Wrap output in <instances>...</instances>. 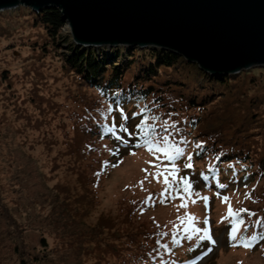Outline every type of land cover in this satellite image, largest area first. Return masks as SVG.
<instances>
[{
  "label": "rangeland",
  "instance_id": "rangeland-1",
  "mask_svg": "<svg viewBox=\"0 0 264 264\" xmlns=\"http://www.w3.org/2000/svg\"><path fill=\"white\" fill-rule=\"evenodd\" d=\"M19 6L13 8L18 9ZM5 10L7 11V9L0 10V15L1 11ZM13 15L4 13L1 16L4 18L0 26L10 25L11 29L19 24L20 34L34 33L35 29H29L25 27L26 25L21 26L23 18L28 16L26 13L19 10V13ZM62 32L70 34L68 23L62 27ZM1 38L3 36H0ZM7 40L8 43L10 40ZM9 47L10 49L5 52H2L3 48L0 49V71L2 68H9L6 71L9 82L3 80L0 74L2 264H18L11 240L14 235L10 231L13 228L16 233L20 226L26 228L22 232L24 238L36 245V248L39 247L38 235L43 232L50 247L57 250L50 254L48 264H64L66 261L87 264L85 253L80 254L78 258L77 252H72L65 261H62L65 258L64 243L63 240L58 241L57 236L63 237V232L74 228L81 227L85 230L101 214L115 215L118 202L132 197H146L151 203L142 214L140 221L149 224L150 220L155 219L162 225L164 231H184L189 238H193H187L182 250L192 246L203 234L196 232V228L209 229L210 235L216 240L213 251L207 253L208 242L199 240L198 247L195 248L196 244L192 248L194 251H190L187 256L180 255V264H264V242L245 248L231 239L232 235L237 239L242 237L251 239L248 236L254 231L257 214L264 208L262 181L258 189L251 191L254 182L248 183L247 180L245 184L243 178L234 180L236 174L229 181L230 185L220 191H214L212 188L203 189L202 183L208 182V178L205 179L207 173L204 172L205 166L201 165L204 162L193 155V147L188 148L186 155L176 161H168L161 153L160 160L156 162V157L144 146L131 149L135 155H130L129 147L116 139V136L121 134L120 125L123 124L129 131L139 133L141 129L135 126L144 120L147 113L137 114L139 113L137 108H132L131 105L122 109L118 106L113 107L109 115L110 122H107V127H112L113 131H107L108 136L105 137L98 127L102 122L98 111L101 109L99 104L95 105V112L94 110L89 112L86 109L87 103L84 105L73 101L74 97H69L71 95L67 89L71 90L72 95L85 89L75 82L71 74L63 70L59 62L53 60L37 62L40 59L29 49L30 46L19 44L18 41ZM62 50L64 51L65 48L63 47ZM90 92L89 90L86 94ZM82 102L85 103V100ZM134 112L136 116H133ZM89 116H91L88 119L90 122L86 119ZM84 127L90 131L82 132L80 128ZM67 137L94 144L95 150L90 154L92 160L98 158V154L106 158L104 161L106 169L100 176L98 185L93 188L95 193L90 192L89 183L85 180L83 182L87 184L88 195L82 197L84 188L74 179V172L80 168L83 174L87 175L84 171L85 167H82L84 159L73 164L72 154L80 146L77 143L71 147V151L67 150L69 140ZM187 153H191L193 157L191 169L183 167L187 161ZM150 162L166 163L169 167L165 171ZM113 164L115 167L112 166ZM70 166L74 169L70 170ZM93 166H96L95 162ZM173 167L176 168V172H172ZM198 170L202 173V177ZM158 172L162 175L157 176ZM165 176L169 181L167 185L164 182ZM69 181L75 186L74 190L81 198L77 202L82 210L77 211L73 216L67 209L66 220L64 215L58 213L64 212L61 207L63 201L62 195L55 187ZM56 183L59 184L54 187ZM174 186L179 188V195L169 191ZM185 186L187 191H184ZM55 194L58 195L57 198ZM204 197H208V200L205 201ZM85 202L91 204L88 206ZM57 205L60 208L56 209ZM84 205H86L85 209ZM229 208L232 210L231 214ZM83 209L84 214L80 221ZM240 209L246 211L241 212ZM70 218L72 221L69 222ZM11 220L12 227H9ZM205 220L208 224L204 223ZM233 229L236 231L233 232ZM243 232H246V236H242ZM107 242L108 239L102 240L101 243L106 245ZM91 264H94V261Z\"/></svg>",
  "mask_w": 264,
  "mask_h": 264
},
{
  "label": "trees",
  "instance_id": "trees-1",
  "mask_svg": "<svg viewBox=\"0 0 264 264\" xmlns=\"http://www.w3.org/2000/svg\"><path fill=\"white\" fill-rule=\"evenodd\" d=\"M19 10L28 15L23 18L26 22L21 21V26L35 29L34 33L20 34L19 24L11 29L10 25L0 26V36H3L0 49L3 48L2 52H5L18 41L19 44L30 46L29 49L40 59L37 62H59L63 70L85 89L73 95L67 89L71 95L69 97H74L72 100L78 103H87L86 109L89 112L99 104L102 122L98 127L102 135L108 136L105 126L110 122V105L112 109L115 106L122 109L131 105L137 108V114H146L140 109L147 104L152 109L147 114L160 117L156 123L168 119L170 123L177 122V126L183 129L181 135L188 141V145L185 146L178 136L173 142L184 147L185 152L193 147V155L204 162L201 165L205 166L208 182L202 183L203 189L220 191L222 189L219 185H230L229 181L236 174L234 180L243 178L245 184L247 180L248 183L254 182L251 191L258 189L261 181L264 183V65H255L234 73H211L168 48L130 44L110 48L82 46L75 44L69 33L62 32L67 22L60 9L53 6L42 7L40 11L23 5L18 9H7L1 11L0 22L4 13L15 15ZM7 39L10 40L8 43ZM7 70L9 68L0 71L3 80L8 78ZM89 90L91 92L86 94ZM84 100L85 103L82 102ZM170 112L172 115L169 117L167 114ZM90 117L86 118L88 122ZM151 123L152 120H144L142 125V128H147L149 138L153 132V129L148 128ZM80 129L82 132L90 131L86 127ZM67 138V150L71 151V147L77 143L80 146L72 154L73 164L84 159L82 167H85L87 175L80 168L74 172V179L84 188L82 197L87 191L86 183H89L90 192L95 193L93 188L98 185L106 169V158L98 154L99 157L94 159L93 156L92 160L90 154L95 150L94 144ZM138 139L142 144L143 137ZM217 155L220 156L218 160ZM73 169L70 166V170ZM199 174L202 177V173ZM85 180L86 183L83 182ZM70 182L54 185L62 195L61 207L64 212L58 213L64 215V219L67 217V209L73 216L82 210L77 202L81 198ZM90 202L85 203L89 206ZM1 204L0 201V214L3 213ZM118 205L115 215L101 214L85 230L79 227L63 232V237L56 235L57 240H63L64 243L65 258L62 261L72 252H77L78 258L85 253L87 264L92 261L94 264H180V255L187 256L190 251H194L192 248L196 244L195 248L198 247L200 239L182 250L189 238L184 231H164L155 219L150 220L149 224L140 221L142 214L151 206L146 197L123 199ZM58 208L59 205L56 206ZM257 215L254 231L249 238L264 237V208ZM9 227H12V220ZM24 230L26 228L20 226L16 233L13 228L10 231L14 235L11 240L18 264H48L50 254L57 250L50 247L43 232L38 235L39 247L36 248V245L24 238ZM242 236H246V232ZM107 239V244L103 245L102 240ZM262 242L264 238L252 241V245ZM64 264H78V261H66Z\"/></svg>",
  "mask_w": 264,
  "mask_h": 264
},
{
  "label": "water",
  "instance_id": "water-1",
  "mask_svg": "<svg viewBox=\"0 0 264 264\" xmlns=\"http://www.w3.org/2000/svg\"><path fill=\"white\" fill-rule=\"evenodd\" d=\"M60 9L82 46L168 48L211 73L264 65V0H0Z\"/></svg>",
  "mask_w": 264,
  "mask_h": 264
},
{
  "label": "snow or ice",
  "instance_id": "snow-or-ice-1",
  "mask_svg": "<svg viewBox=\"0 0 264 264\" xmlns=\"http://www.w3.org/2000/svg\"><path fill=\"white\" fill-rule=\"evenodd\" d=\"M155 103V102H153ZM118 104V101H117ZM108 111H112V106L110 105L108 107ZM141 112L144 113H149L152 111L151 108L146 104L144 105L143 108L140 109ZM169 117L172 115V113L167 114ZM133 116H136V113H133ZM144 120H152L153 123L148 125V128L153 129L152 136L149 138L148 130L147 128H142V125L144 124ZM144 120H141L139 124H137L135 127L137 129H141L139 133L129 131L123 124L120 125V131L121 134L116 136V139L120 141L123 145L128 146L130 149L129 154L130 155H135L134 151H131V149L137 148L144 146L148 149L149 152H151L155 157H156V162L160 160V154L163 153V156L168 160V161H176L180 159L181 157H184L186 155L185 153V148L181 147L179 144L173 142L175 137H179V140L185 145H188V141L185 139L183 135H181L183 129L177 126V122L172 121L171 123L169 122L168 119H164L162 123H156V121L160 120L159 116L155 115H145ZM108 132H112L113 128L112 127H107ZM158 129V131H157ZM138 137H143V143L141 144L140 139ZM171 138V139H170ZM196 147H200V145H196ZM118 154V153H117ZM192 154L187 153V161L183 164V167L185 169H191L193 167L192 163ZM216 159H220V156L217 155ZM156 162H150L153 163L154 166L156 167H162L165 171H167L169 165L164 163H156ZM115 167V164L112 165ZM145 171H147L145 169ZM172 172H176V168H172ZM171 173H169L170 175ZM157 176L162 175V173L158 172L156 173ZM207 179V177H205ZM164 182L167 185L169 183L168 177H164ZM219 187L223 189L225 185L220 184ZM187 186H185L184 191H187ZM169 191H174L177 195H179V188H176L175 186L170 189ZM163 195V193L161 194ZM175 198V197H172ZM205 201L208 200V197L203 198ZM227 199V197H225ZM231 208H229V213L231 214ZM241 212L246 211L245 209H240ZM205 224H208V221H204ZM196 232H202L203 234L199 236V239L201 241H207L209 246L207 247V253H211L213 251V246L216 244V240L213 239V237L209 233L208 228H196ZM236 230L233 229V232ZM264 238V237H256L253 236L251 240H247L246 238H240L237 239L235 235H232L231 239L236 242V244H241L245 248H249L252 246V241H255L257 239ZM235 246V245H233Z\"/></svg>",
  "mask_w": 264,
  "mask_h": 264
},
{
  "label": "bare ground",
  "instance_id": "bare-ground-1",
  "mask_svg": "<svg viewBox=\"0 0 264 264\" xmlns=\"http://www.w3.org/2000/svg\"><path fill=\"white\" fill-rule=\"evenodd\" d=\"M105 47V46H104Z\"/></svg>",
  "mask_w": 264,
  "mask_h": 264
}]
</instances>
